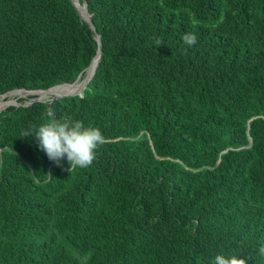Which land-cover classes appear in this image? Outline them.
Instances as JSON below:
<instances>
[{
    "label": "trees",
    "instance_id": "obj_1",
    "mask_svg": "<svg viewBox=\"0 0 264 264\" xmlns=\"http://www.w3.org/2000/svg\"><path fill=\"white\" fill-rule=\"evenodd\" d=\"M84 1L83 93L0 113V264H264V0ZM98 48L71 0H0V100L71 87ZM50 108L101 130L91 166L23 137Z\"/></svg>",
    "mask_w": 264,
    "mask_h": 264
},
{
    "label": "clouds",
    "instance_id": "obj_2",
    "mask_svg": "<svg viewBox=\"0 0 264 264\" xmlns=\"http://www.w3.org/2000/svg\"><path fill=\"white\" fill-rule=\"evenodd\" d=\"M181 39L189 48L197 43L196 35L191 32L185 33ZM154 43L157 46L163 44L159 38H156ZM48 116L49 119L37 128L29 126L25 129L23 137L34 135L40 150L57 166H60L64 159L67 160L70 171L77 167L83 169L91 166L96 159V150L106 142L101 130L98 127L85 126L79 120L58 119L51 108L48 110ZM258 254L264 257V244L258 248ZM238 257L235 254L219 253L210 264H247V257Z\"/></svg>",
    "mask_w": 264,
    "mask_h": 264
},
{
    "label": "water",
    "instance_id": "obj_3",
    "mask_svg": "<svg viewBox=\"0 0 264 264\" xmlns=\"http://www.w3.org/2000/svg\"><path fill=\"white\" fill-rule=\"evenodd\" d=\"M71 1L73 2L75 8L77 9V11H78V13H79L81 19H82L83 21L87 22L88 25L90 26V28L92 29V31L95 33L96 38H97V40H98V44H99L98 51H97V53H96V55H95V57H94V59H93L91 65L87 68L86 71H88V70L91 68V66H92L93 62L95 61V59L98 58V61H97V65H96V68H95V71H94L93 76H92L91 78H89V77L87 76V77L84 79V81L82 82L81 87H80L75 93H72V94H64V95H61V96H56V97H54V99H58V98H61V97L75 96V95H79V94L83 93V91H84V90L86 89V87L88 86L89 82H90V81L94 78V76L96 75V73H97V69H98L99 64H100V61H101L103 39H102L101 35L98 34L96 28L94 27V25H93V23H92V17H93V15H90V14H89L88 9H87V3H86V1H84L83 3H80V0H71ZM80 7H83V8H84V10H85L84 13H81V11H80ZM81 77H82V74L79 76V78L76 80V82H75L74 84H71V85H75L77 82H79L80 79H81ZM66 85H67V84H66ZM50 90H51V89H50ZM15 91H18V90H14V91H11V92H15ZM19 91H25V92H27V93H31L30 96H33L34 94H38L39 92H48L49 90H46V91H42V90H40V91L19 90ZM11 92H10V93H11ZM5 95H6V94H5ZM3 96H4V95H3ZM3 96H1V98H2ZM34 96H37V98L34 100V102L41 101L38 95H34Z\"/></svg>",
    "mask_w": 264,
    "mask_h": 264
},
{
    "label": "bare ground",
    "instance_id": "obj_4",
    "mask_svg": "<svg viewBox=\"0 0 264 264\" xmlns=\"http://www.w3.org/2000/svg\"><path fill=\"white\" fill-rule=\"evenodd\" d=\"M80 11L81 13H84L85 10L83 7H80ZM97 61H98V58L96 59V61L93 63V65L91 66V68L88 70V71H91L87 76L89 78H91L94 74V71H95V68H96V65H97ZM80 88L79 85L75 84V85H72L71 87L65 89V90H55V91H48V92H39L38 94H34V95H38L40 99L41 98V95H52V97H56V96H61V95H64V94H72V93H75L78 89ZM13 92L10 93V96H22L24 92H16L14 94H12ZM27 93V92H26ZM17 103V102H16ZM4 105L5 103L0 107V112L1 110L4 108Z\"/></svg>",
    "mask_w": 264,
    "mask_h": 264
},
{
    "label": "rangeland",
    "instance_id": "obj_5",
    "mask_svg": "<svg viewBox=\"0 0 264 264\" xmlns=\"http://www.w3.org/2000/svg\"><path fill=\"white\" fill-rule=\"evenodd\" d=\"M87 72L88 71H86L85 72V74L83 75V77H81L82 79H80V81L79 82H77L76 84L77 85H79L80 87H81V84H82V82L84 81V79L87 77ZM31 95V93H26L25 91H24V93H23V95L22 96H8L6 99H1L0 100V107L5 103V105H4V108L1 110V112L3 111V110H5L6 108H8V107H10V106H20V103H19V100H20V98H22V99H26V102H24L23 104H25V103H27V105H30L32 102H34V100L37 98V96H30ZM19 98V99H16V98ZM32 98H34V99H32ZM52 98V96H48V97H44V98H42V99H40L41 101H43V100H47V99H51ZM54 98V97H53ZM17 102V103H16ZM0 112V113H1Z\"/></svg>",
    "mask_w": 264,
    "mask_h": 264
}]
</instances>
